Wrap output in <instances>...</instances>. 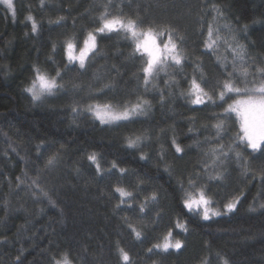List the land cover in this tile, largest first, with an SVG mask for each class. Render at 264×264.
Segmentation results:
<instances>
[{
	"label": "trees",
	"instance_id": "trees-1",
	"mask_svg": "<svg viewBox=\"0 0 264 264\" xmlns=\"http://www.w3.org/2000/svg\"><path fill=\"white\" fill-rule=\"evenodd\" d=\"M105 5L108 0H14L13 16L0 4V264H54L64 253L72 264H128L118 248L131 264H221L217 253L229 264H264V144L253 150L236 140L238 126L219 115L220 101L196 105L187 95L193 76L214 99L210 84L228 72L236 79L231 49L238 45L245 55L236 68H248L250 82L264 78L256 73L264 68V0H112L110 15L176 29L184 59L169 60L147 85L127 34L95 33ZM209 25L219 29L213 49L204 47ZM88 31L96 49L81 68L69 63L65 41L73 39L78 51ZM34 66L50 77L60 71L63 88L34 101L26 91ZM141 99L148 101L144 111L127 121L102 124L88 111V105L123 108ZM218 120L225 122L219 135ZM137 136L143 139L130 147ZM92 153L99 171L88 159ZM116 187L131 197L122 198ZM196 188L239 202L205 220L183 204L185 191ZM153 193L156 200L146 202ZM169 230L184 246L153 248Z\"/></svg>",
	"mask_w": 264,
	"mask_h": 264
},
{
	"label": "snow or ice",
	"instance_id": "snow-or-ice-1",
	"mask_svg": "<svg viewBox=\"0 0 264 264\" xmlns=\"http://www.w3.org/2000/svg\"><path fill=\"white\" fill-rule=\"evenodd\" d=\"M0 3H3L11 11L12 15L15 16V7L13 0H0ZM112 3V0H108V5ZM43 4V0H41ZM108 5H105V11L100 14L99 21L100 26L95 29L96 34L113 32V31H122L127 34L128 39L132 44H134L132 55H139L143 63L141 66V71L144 74L143 82L147 85L150 82L158 70H162L164 66L167 65L168 61L171 60L175 65H180L184 56L182 50L178 47L176 40L173 38V33L176 32V29L169 26L149 24L146 27L142 25L145 23L143 20L125 18L122 16H113L108 12ZM32 24V31L37 30V22L34 17L29 15L26 17ZM64 18L58 17L56 23L59 24ZM219 32V29H213L211 25L208 26L207 36L208 39L204 44V47L207 49H213L216 45L217 40L213 39V33ZM179 39H183L182 36H179V33H176ZM167 35V39L163 41L162 45L159 38H163ZM219 38V36H217ZM66 44V53L69 63L78 62L80 67L83 68L85 61L88 58L89 53L93 52L96 49V35L93 31H88L86 38L82 41V47L79 48L77 52V45L73 42V39H68L65 41ZM231 48V45H229ZM53 50H55V45H53ZM234 53L233 60V71L236 73V79H233V72L227 73V79L217 80L214 84L209 86L215 92V99L213 95H210L209 92L205 91V88L201 86V83L197 81L196 77L193 76L190 81V88L187 92V95L191 98V103L200 105L204 104L205 101H210L212 104H216L217 101H220V106L223 107V112L219 115H224L225 117H230L234 119V122L238 126V131L235 133V138L241 143H246L248 147L253 150H258L261 148V145L264 144V78L259 79L257 82L255 76H253L252 81L250 82L248 77L252 75L249 72L248 68L240 67L236 68V61L239 60L241 65L244 63V47L238 45L237 48H232ZM219 59V57H218ZM197 69L200 72V80L204 83H208L204 79L203 69ZM34 79H32L31 86L26 88V91L31 94L34 101L40 100L45 95H52L53 92L57 89L63 88V84H58L56 77L60 76V71H56V76L50 77L46 72L42 71L39 67L34 66ZM256 73L261 77H264V68L257 67ZM237 80L240 81L244 86L241 87ZM251 83V86L249 84ZM105 87H108L106 85ZM185 93H181L184 95ZM236 98L233 99L232 97ZM231 100L229 103L228 101ZM148 104L146 100H140L131 106H124L122 110H118L109 103L105 104H95L88 105V111H90L95 119L99 120L102 124H112L118 121H127L131 117L140 114L144 111V106ZM226 104V107L224 105ZM75 111V109H73ZM217 130V135H219L225 128L224 120H218L214 125ZM143 139L142 136H137L135 139L129 138L128 144L130 147L136 146V144ZM175 143V141H173ZM223 145L219 146V150L223 153ZM231 150V149H230ZM176 151L180 152L181 148L179 145L176 146ZM211 151L216 152L217 149H212ZM237 158L240 157V153H236ZM143 158V157H142ZM55 157H50L47 161L49 165L54 163ZM88 159L92 161L96 169L100 170V164L97 160V155L92 153L88 156ZM112 167L115 168L116 164L113 162ZM123 173L124 169H119ZM216 179H223L222 174L217 173L214 177ZM35 183V181H33ZM188 184L190 187L195 188L196 181L189 179ZM37 187H39L37 185ZM183 187V185H182ZM115 191L120 193V196L131 197L132 193L126 191L122 187H116ZM47 195V193H45ZM155 193L151 197H146L145 201L149 199L152 201L156 200ZM239 199H233L223 205V208L226 212H232L235 208ZM125 203L124 199L120 200V204ZM117 204V207L120 206ZM184 206L190 211L194 212L200 210L202 218L208 220L211 216H220L222 213L216 209L210 207L211 200L206 197L203 188H196L195 193L185 191V198L183 199ZM261 208H264V204L260 205ZM145 204H140V212H144ZM255 210V209H253ZM159 215V214H157ZM131 227V225H130ZM176 227L182 229L184 232L188 231V228L184 223H180L179 220L176 222ZM135 233V237L139 239L141 237V232L137 231L135 228L132 229ZM183 242L180 240H174L173 234L169 230L166 235L163 236V240L160 243L153 245V248L160 249L164 252H167L169 249L180 250L183 247ZM153 248H149L148 251L152 252ZM121 259L128 264H131L130 257L127 251L123 248H118ZM217 259L221 261V264H229V261L223 257H220V254H216ZM54 259V264H72V261L69 259L67 253L62 254L61 259ZM207 264V261L204 262Z\"/></svg>",
	"mask_w": 264,
	"mask_h": 264
},
{
	"label": "rangeland",
	"instance_id": "rangeland-1",
	"mask_svg": "<svg viewBox=\"0 0 264 264\" xmlns=\"http://www.w3.org/2000/svg\"><path fill=\"white\" fill-rule=\"evenodd\" d=\"M0 4H2L4 7H6V9L11 13V11L7 8L6 5H4L3 3H0ZM13 4H14V0H13ZM160 43H161V45H162L163 42H161V40H160ZM80 47H82V43H81ZM80 47H79V48H80ZM78 50H79V49H78ZM77 52H78V51H77ZM113 107L116 108V109H118V110H122V109H123V108H119V107H117V106H113ZM214 195H215V194H212V195H208V196H206L207 198H209V199L211 200L210 207H211L212 209H216V210H218V211L223 210V209H224V208H223V205H224L225 203L229 202L230 199L227 197L226 194H223L222 192L220 193L219 196H218V195L214 196Z\"/></svg>",
	"mask_w": 264,
	"mask_h": 264
}]
</instances>
